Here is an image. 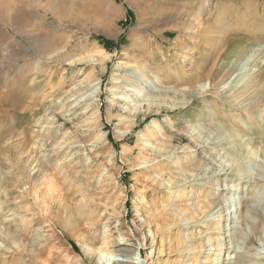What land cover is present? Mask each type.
<instances>
[{
  "label": "rangeland",
  "instance_id": "obj_1",
  "mask_svg": "<svg viewBox=\"0 0 264 264\" xmlns=\"http://www.w3.org/2000/svg\"><path fill=\"white\" fill-rule=\"evenodd\" d=\"M1 4L0 98L18 81L27 97L0 99V264H211L217 251L216 264H264V0ZM46 35L51 49L34 50ZM97 82L91 98L76 87ZM150 125L172 163L138 143Z\"/></svg>",
  "mask_w": 264,
  "mask_h": 264
},
{
  "label": "bare ground",
  "instance_id": "obj_2",
  "mask_svg": "<svg viewBox=\"0 0 264 264\" xmlns=\"http://www.w3.org/2000/svg\"><path fill=\"white\" fill-rule=\"evenodd\" d=\"M1 7L3 6L2 4L0 5ZM9 12L10 11H8V10H6L5 12H4V14L2 15V17L0 16V18H2L4 21H9L10 20V15H9ZM14 20H17V22H15ZM13 20V23L12 24H9L10 26H11V29H12V31L13 32H15L16 34H18V35H22V33H23V30H25L27 27H28V25L27 24H24V22H22L21 21V19H14ZM27 25V26H26ZM25 33V32H24ZM40 41H41V43H40ZM32 43V42H31ZM31 45V44H30ZM52 45H53V43H52V39H51V36L49 35H46L45 37H43V38H41L40 40H39V42L37 41L36 42V44H35V47H33V48H35L34 50H40L41 52H47V51H49L50 49H51V47H52ZM32 46H33V44H32ZM3 64V63H2ZM76 64V65H75ZM88 64V63H87ZM5 64H3V66H1L2 68H4L5 66H4ZM79 66V62H77V63H75V62H72V63H70V66ZM86 65V64H85ZM29 66V65H28ZM121 67H123V68H125L124 67V65H122ZM8 68V67H7ZM23 70V69H22ZM78 72V71H77ZM139 72V70H135V72H133V73H138ZM73 73H75L74 72V70H73ZM3 74V73H2ZM20 76H21V74H19ZM78 77V76H77ZM3 80H4V77H3ZM4 83H6L5 81H4ZM8 83V82H7ZM123 83V81H121V82H119V83H115V84H122ZM132 83V82H131ZM5 86V85H4ZM130 86H131V84H130ZM18 87H19V89H17V91H9V92H7V93H3V96L0 98L1 99V102L2 103H4L5 104V106L6 107H14L15 105H17L18 103L21 105L23 102H26V97H27V93L26 92H24V88L26 87V82H21V81H18ZM76 87H77V90H79V91H81V92H83L82 91V88H85V89H92L91 90V92H90V94L88 95L90 98L91 97H93V96H97V93H98V91H99V89H100V83L99 82H97V83H95V84H88V85H86L85 86V84L83 83V84H81V85H79L78 83L76 84ZM122 89V88H121ZM78 91V92H79ZM116 91V90H115ZM114 92V91H113ZM121 95L122 94H124V92L126 93H129V92H132L130 89L128 90L126 87H125V89H122L121 90ZM87 93V92H86ZM85 93V94H86ZM119 93H120V90H119ZM142 93V92H141ZM72 98H74L73 100H75L76 101V103H78V102H80V101H82V100H85V99H82V98H78V96L76 97H72ZM96 98V97H95ZM89 99V98H88ZM68 101L67 102H69V101H71L70 99H67ZM117 101H118V105H122L123 103H129L130 101H128V99H125V98H122V97H117V99H116ZM73 102V101H72ZM93 102H99V99L98 98H96V100H93ZM148 103H150V102H148ZM148 103H147V105H148ZM152 103V102H151ZM153 104V103H152ZM155 104V103H154ZM143 105V104H142ZM135 106V105H134ZM144 106V108H145V104L143 105ZM143 106H141V107H143ZM157 106V105H156ZM253 106V105H252ZM133 107V106H132ZM153 107L154 106H148L146 109H144V111H141L140 113H146V112H148V113H151V111L153 110ZM241 107H245L243 104L241 105ZM260 107V106H259ZM136 108V107H135ZM256 108V107H255ZM158 111L157 112H159V110H160V107L158 106ZM245 109V108H244ZM247 109V108H246ZM125 110H130L129 112H131V114H133V115H131L132 117H134V118H136L137 117V115H138V111H136V110H131V109H129V107H126L125 108ZM249 111V110H248ZM253 111V110H252ZM100 116H101V112L99 111V110H93V114H92V120L96 123V126L98 127V129L101 131L100 133H102V141L104 142H102L101 141V143H100V145H102L101 147H103V145H105V142L107 141V137H108V134L107 133H105V131H104V125L103 124H100V123H98L99 122V120H100ZM130 116V118L132 119V117ZM123 122H125V118L124 119H121ZM121 120H119V121H121ZM134 120V119H133ZM121 121V122H122ZM120 122V123H121ZM126 123V122H125ZM126 125V127H125V132L123 131H121V130H119L116 134V138H118L119 140H124L127 136H128V134L131 132V130H132V127L131 126H129V125H127V123L125 124ZM118 127H120L121 128V126H123L122 125V123L121 124H119V125H117ZM117 127V128H118ZM154 130L152 129V126L150 125L149 127H147L146 128V130L144 131V134L139 138V140H138V143H141L142 142V140H144V143L142 144V146L144 147V149L146 150V152H149L151 155H152V157L154 158H152L153 159V161H151L152 162V164L154 165L155 163L157 164V165H159V166H164V165H166V164H170V162L172 163V161L174 160V159H177V158H174V154H175V151H174V149H172L171 150V147H172V145H171V142H172V140H170V141H168L167 143H166V147L165 148H160L159 147V145H158V143H156L155 141H154ZM100 141V140H99ZM92 144V143H91ZM137 145H139V144H137ZM170 145V146H169ZM71 147V146H70ZM81 147V146H80ZM91 148H92V151L93 152H95L96 150H97V148H98V145L96 146V145H93L92 144V146H91ZM178 150V149H177ZM262 151V150H261ZM132 152V151H131ZM176 153H177V151H176ZM120 154L122 155V156H124V157H126V158H128L129 156H130V151L128 150V149H124V148H122L121 149V151H120ZM176 155V154H175ZM183 162V161H182ZM174 164V163H173ZM152 166V165H151ZM188 166V165H187ZM155 167V166H154ZM166 167V166H165ZM160 168V167H159ZM200 168V167H199ZM179 169V168H178ZM199 171V170H198ZM173 175V179L175 178V176L174 175H176L177 173H172ZM178 175V174H177ZM184 176V175H183ZM179 177V176H178ZM188 177V176H187ZM186 176H184V178H182V179H180V181L181 182H184L183 184H187L189 181H188V178H187ZM190 179V178H189ZM180 181H178L179 183H180ZM173 182V181H172ZM193 182V181H192ZM178 183V184H179ZM177 184V185H178ZM188 185V184H187ZM179 186V185H178ZM183 187V186H182ZM181 187V188H182ZM176 188V187H175ZM172 189H174V188H172ZM178 189V188H177ZM184 189V188H183ZM182 189V190H183ZM49 190V189H48ZM187 190V189H186ZM180 191V190H179ZM172 192V191H171ZM176 193V192H175ZM182 193V192H181ZM180 193V194H181ZM50 194V193H49ZM172 194V193H171ZM177 194V193H176ZM176 194H174V195H176ZM170 195V194H169ZM173 196V195H172ZM166 201V200H165ZM142 204V203H141ZM187 205V204H186ZM158 207V206H157ZM198 210V209H197ZM180 211V210H179ZM146 211H145V207H137V210H136V213H137V215L136 216H138L139 218H144V215L146 214L145 213ZM195 215V214H194ZM176 217V216H175ZM172 219V218H171ZM140 221V220H139ZM229 222V221H228ZM226 225V224H225ZM257 228V227H256ZM192 240V239H191ZM120 241V240H119ZM131 241H133V240H131L130 238H123V239H121V241L120 242H122V243H128V242H131ZM218 241V240H217ZM209 243V242H208ZM46 245V244H45ZM215 245V244H214ZM131 246V245H130ZM209 246H213L212 244L211 245H209ZM209 246L207 247V248H209ZM151 248L152 249H154V247L153 246H151ZM234 248V247H233ZM46 248H44V250H45ZM49 249H51V248H49ZM224 249V248H223ZM214 250H215V248H214ZM48 251V250H47ZM52 251V250H51ZM45 252V251H44ZM119 252V251H118ZM184 253L186 252L185 250L183 251ZM187 253V252H186ZM217 253V254H216ZM215 254H214V256H215V258L212 260V263L211 264H216V263H218L219 262V260H220V256H221V254H222V251H217ZM86 252L84 251L83 252V255H85L86 256ZM211 254V253H210ZM45 255V254H44ZM52 254H48V256H51ZM120 255V254H119ZM121 255H123V256H125V258H123L122 260H117L116 259V257L118 256V254L116 255H112V256H115V258H111L110 259V261L111 262H114V263H112V264H139V262H135L134 261V259H132V258H130L129 256H126V255H124V254H121ZM111 256V257H112ZM201 256V255H200ZM197 257V256H196ZM154 258V257H153ZM151 260H153L152 258H151ZM192 260H193V258H192ZM166 262V261H165ZM205 263H207V262H205ZM189 264H199L198 262H196V261H194V262H192V263H189Z\"/></svg>",
  "mask_w": 264,
  "mask_h": 264
},
{
  "label": "trees",
  "instance_id": "obj_3",
  "mask_svg": "<svg viewBox=\"0 0 264 264\" xmlns=\"http://www.w3.org/2000/svg\"><path fill=\"white\" fill-rule=\"evenodd\" d=\"M127 15H128V16L131 15L130 11L127 12ZM96 40L99 42V44H100L105 50H107V51H109V52H111V50H112L113 48H117V47H119V45H120V43L114 44L113 42H110V41H108V40H104V39H101V38H97ZM113 46H115V47H113Z\"/></svg>",
  "mask_w": 264,
  "mask_h": 264
},
{
  "label": "crops",
  "instance_id": "obj_4",
  "mask_svg": "<svg viewBox=\"0 0 264 264\" xmlns=\"http://www.w3.org/2000/svg\"><path fill=\"white\" fill-rule=\"evenodd\" d=\"M0 85L3 87V85H4V81L0 82Z\"/></svg>",
  "mask_w": 264,
  "mask_h": 264
}]
</instances>
